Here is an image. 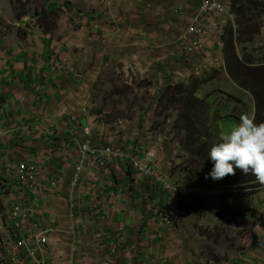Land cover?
I'll list each match as a JSON object with an SVG mask.
<instances>
[{"label":"crops","instance_id":"1","mask_svg":"<svg viewBox=\"0 0 264 264\" xmlns=\"http://www.w3.org/2000/svg\"><path fill=\"white\" fill-rule=\"evenodd\" d=\"M52 1V8L60 10L52 31L25 24L0 27V217L6 225L0 232V264L15 255V236L26 234L29 226L17 227L5 206L14 182L3 171L23 160L38 166L42 182L37 229H53L40 256L46 264H127L128 259L168 264L161 253L171 233L163 234V228L156 234L151 218L159 190L141 180L129 161L108 171L88 162L79 185L71 187L79 147L87 138L94 146L134 147L140 158L143 151L161 146L155 130H149L150 111L134 116L133 122L142 120L143 125L120 134L123 127L103 112L102 89L110 96L114 79L133 86L135 78L156 83L160 74L165 85L202 80L201 87L213 93L206 103L217 110L224 95L252 97L227 76L223 49L216 50L214 39L185 54L179 37L194 23L199 0H122L112 6L107 0ZM176 7L180 12L174 14ZM259 35L260 52L251 59L237 55L238 81L264 76V25ZM245 69L253 70L250 78ZM223 82L228 86H221ZM213 95L218 97L212 101ZM161 154L156 150L153 168L158 172L166 164ZM248 192L227 200V209L237 218L234 230L240 233L236 250L231 256L220 250L218 262L206 264H264V188Z\"/></svg>","mask_w":264,"mask_h":264},{"label":"rangeland","instance_id":"2","mask_svg":"<svg viewBox=\"0 0 264 264\" xmlns=\"http://www.w3.org/2000/svg\"><path fill=\"white\" fill-rule=\"evenodd\" d=\"M54 2L56 1L0 0V27L11 28L15 27L14 25L16 24H25L28 28H31L32 25H35V27L38 26L39 29H42L43 32L50 29V26L55 28L58 17L57 15L59 14L58 12L60 10H54L52 8ZM119 3H113L112 0H107V4L110 6H112V4L118 5ZM239 4L241 7H244V10L246 11V19L249 21V27H251L252 24L255 26L262 25L263 27L264 0H241ZM231 5L229 8L230 18L228 19V17H224L227 24L221 37L223 41L222 52L224 53L226 64L225 72L228 76V66L232 68V64L229 65V62L233 58V52L228 47H225L224 41L225 39L229 40L228 27L232 25L231 27L233 29L235 28V15L230 11ZM179 12L180 10L178 13ZM251 20L253 23H251ZM226 29H228V31H226ZM260 32L261 29L258 32V35ZM260 41L261 38L259 35L256 36L255 43H244L241 45L236 44L237 46L234 47L235 55H240L242 58L244 56L251 59L256 52H260L261 49L258 47ZM216 75L219 76L220 74L215 73L214 76L216 77ZM158 77L159 78L156 83L152 81V79L141 80L135 78L133 79V86H128L124 82L119 85V82L115 81L116 79H114V91L111 90L113 91V94L110 96L108 94L110 91L104 92L101 86V93H105L103 96H100L102 97V99H100L101 102L105 104V109L103 112H107V115L113 116L119 128L123 127L119 129L120 134L124 133L127 135L130 129L135 128V126L138 127L143 125L142 120H140L141 122L139 123L133 122L134 116H136V114H138L140 111L144 112L143 114H145L146 111H150L152 113V118L150 122L151 128H149V130H155L154 135L159 136L156 141H160L161 146L159 145L157 146V149L154 148L153 150L149 151L142 150L144 157L140 158V161L146 163V153L154 151V158L151 162H149L150 169H152L154 173L156 172L160 176L168 179L171 183H173L174 186H177L183 190L184 195L179 196L180 198L185 196L187 197L188 202L192 204L198 202L199 199L202 200L201 206H199V209L202 210L196 209L193 212L185 214L176 220L171 218L172 225L163 231V234L166 231L167 233H171V235H169L162 244V259H164V261H166L168 264L171 260L172 262L176 261V264H206V261L213 260L214 262H218L219 257L217 256L216 252L221 250L225 256L226 254L231 256L236 250L235 242L239 236L238 234H240L234 230L235 227H238V224L236 223L237 218L227 209V201L223 197V195L227 194V192L224 190L189 188L186 186L187 181L189 184V182H193V180H197L198 178L200 179V176H202L201 172L203 165L199 164V159L196 153H189L184 149L185 145H183V143L185 141V132L182 129L185 123L180 122L175 124L176 120L178 119V112H180V106L179 101H177V95H175L173 91H175L176 85L178 84L173 83L171 85H165V82L162 84V76L159 74ZM223 78L226 79L224 76ZM119 79L120 78H118V80ZM262 79H264V76ZM135 80H137L138 85L135 84ZM221 84V86L225 88L229 83L223 82ZM102 85H104V82H102ZM156 85H161V87H157ZM196 85H198L199 88V91L196 93V97L200 99H208L210 97L209 94H213L212 92L209 93L207 89L201 87L202 84L200 85L196 83ZM155 87L157 88L155 89ZM167 87L170 89H166ZM202 88L203 91L208 94H204ZM244 90L247 91L246 89ZM233 91L234 90H232V92ZM172 93L173 96H170ZM107 96L109 97L107 98ZM235 96L237 98L233 99L229 95H224V98L216 103L218 110L210 107V112L208 110V113L205 116L206 120L209 119L210 116L217 113L218 115H216L218 117L220 116L223 118L219 122H215L217 124L215 125L219 130V136L221 134L222 126L228 123H238L239 116L242 113H251L255 116L254 99H250L247 94L245 95L242 93L241 95L238 94ZM217 97L218 96L213 95V97H211L213 98L212 101ZM141 99H144L145 102H143ZM149 102L151 104L147 105ZM150 105L151 107H149ZM108 112L110 114H108ZM261 114L262 115L259 116V120H264V108L262 109ZM143 138L144 135L142 136V139ZM154 139L155 138H151L152 143L155 141ZM119 146L121 147L122 145L119 144ZM156 150L159 153L161 152V155L166 158V164H164L162 172H158L153 168L156 159ZM120 162H124V160H121ZM115 163L110 161L106 171H108L109 168ZM187 173H189V178L186 176ZM252 191L254 190L252 189ZM246 192L247 191H242L239 193L238 191L233 193V195L235 196L241 194V196H244L249 194V192ZM160 193L162 195L164 194L162 191ZM161 194L154 200V202L159 205H161ZM151 205L154 204L151 203ZM72 208L73 205L71 206V209ZM151 218H153V216ZM159 232H156V234L158 233V235H160ZM2 237L3 236L1 235V238ZM13 251L15 252L14 249ZM18 255L19 254L15 252L14 256ZM7 261L9 262L10 260Z\"/></svg>","mask_w":264,"mask_h":264},{"label":"built area","instance_id":"3","mask_svg":"<svg viewBox=\"0 0 264 264\" xmlns=\"http://www.w3.org/2000/svg\"><path fill=\"white\" fill-rule=\"evenodd\" d=\"M121 0H112L113 3H119ZM231 0H199L196 13L193 17V24L188 26L186 31L180 35L179 41L184 44L185 54H192L199 49H203L207 40H213V46L218 52L222 51V35L226 26L224 17L230 18L229 8ZM180 7H176L173 12L177 14ZM204 40V43H203ZM85 113L86 109L83 108ZM154 151L147 152L145 158L147 162L140 161L136 154V148L126 149L124 146H115L112 144L104 146H94L89 138L85 139L79 147V157L74 168V174L71 182L72 189L79 185L82 179L83 171L88 162L94 163L102 171H106L110 164L129 161L131 167L136 171L141 180H149L158 190V196L162 191L161 205L155 203L153 209V220L156 232L172 225L171 219L162 213V206L176 202L183 196V190L174 186L168 179L154 173L150 169L149 162L154 158ZM14 184L7 191L9 198L5 204L10 207L11 221L22 228L29 224L24 235H16L14 250L19 255L11 257L7 264H46L42 260L45 247L49 241V234L53 229H37L38 214L41 207L42 182L39 174V168L35 163L26 160L15 164L7 165L3 171ZM55 180L51 181L52 186H56ZM167 195V197H166ZM185 197V196H184ZM33 219L35 221L31 222ZM6 225L0 217V232L4 233ZM115 252V251H113ZM127 264H135L133 259H128Z\"/></svg>","mask_w":264,"mask_h":264},{"label":"trees","instance_id":"4","mask_svg":"<svg viewBox=\"0 0 264 264\" xmlns=\"http://www.w3.org/2000/svg\"><path fill=\"white\" fill-rule=\"evenodd\" d=\"M240 1L241 0H232L230 11L235 15V28L233 29L231 27L232 25L228 27L229 40L225 39L224 41L225 47H228L233 52V58L229 62V64H232V68L228 66L229 76H227L240 88L243 87L246 89V92L254 99L255 122L260 123L264 122V120H259V116L262 115L261 112L264 108V81L261 82L262 76L259 74L257 77L258 81H255V77L254 80L249 79L248 82L244 80V78H242L241 81H238L234 76V73L241 69V63L238 61L237 56L234 53V47L238 44L252 43L262 27L260 24V26H255L253 24L251 27L248 26L249 21L246 19V11L244 10V7L240 6ZM251 23H253L252 20ZM53 28L54 27L50 26V29L44 32L52 30ZM228 29H226V31H228ZM252 71L253 70H246L245 74L250 78L251 73L249 72ZM262 74H264V69L262 70ZM195 82L200 85L203 83L202 80L190 79L188 84L176 85L175 91H173V93L177 95V101H179L180 106V112H178V119L175 124L180 122L185 123L182 129L185 132V141L183 143V145H185L184 149L189 153H196L199 159V164L203 165L201 172L202 176H200V179L193 180V182H189V184L187 181L186 186L189 188H207L212 190L222 189L227 192V194L223 195L226 201L241 196V194L234 196L233 193L235 192L239 191L240 193L250 189L257 191L264 188V185H261L251 173L245 175L241 170L235 168L234 175H227L218 181H213L211 178L205 179V176L212 168V163L207 157L208 151L212 144L217 142L220 138L219 130L217 129V124L215 122H219L223 118L220 116L218 117V114L215 113V115H212L209 119L205 120V116L210 107L206 103L207 98L200 99L196 97L199 88ZM166 89L170 88L167 87ZM173 93L170 96H173ZM188 174L189 173L186 175L187 177ZM201 202L202 200L199 199L198 202L192 204L188 202L187 197H182L174 203L164 205L162 207V213L167 215L170 219L172 218L173 220H176L196 209L202 210L199 209ZM262 225L264 227V223Z\"/></svg>","mask_w":264,"mask_h":264},{"label":"clouds","instance_id":"5","mask_svg":"<svg viewBox=\"0 0 264 264\" xmlns=\"http://www.w3.org/2000/svg\"><path fill=\"white\" fill-rule=\"evenodd\" d=\"M207 157L212 163L205 179L218 181L234 175V168L251 173L264 185V122L256 123L251 113H242L238 123L222 126L220 138L213 143Z\"/></svg>","mask_w":264,"mask_h":264}]
</instances>
